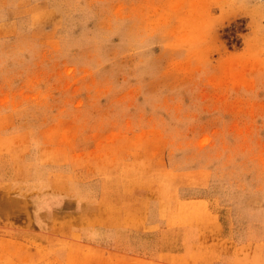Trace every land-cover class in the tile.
<instances>
[{
  "label": "rangeland",
  "instance_id": "1",
  "mask_svg": "<svg viewBox=\"0 0 264 264\" xmlns=\"http://www.w3.org/2000/svg\"><path fill=\"white\" fill-rule=\"evenodd\" d=\"M154 160L206 169L225 234L264 238V0H0V217Z\"/></svg>",
  "mask_w": 264,
  "mask_h": 264
},
{
  "label": "crops",
  "instance_id": "2",
  "mask_svg": "<svg viewBox=\"0 0 264 264\" xmlns=\"http://www.w3.org/2000/svg\"><path fill=\"white\" fill-rule=\"evenodd\" d=\"M152 162L131 179L99 161L97 184L81 182L72 195L52 180L48 197L21 193L2 207L10 212L0 217V264H264V238L225 234L206 169ZM63 190L74 201L53 202ZM4 193L20 199L17 187Z\"/></svg>",
  "mask_w": 264,
  "mask_h": 264
},
{
  "label": "bare ground",
  "instance_id": "3",
  "mask_svg": "<svg viewBox=\"0 0 264 264\" xmlns=\"http://www.w3.org/2000/svg\"><path fill=\"white\" fill-rule=\"evenodd\" d=\"M78 218V217H77ZM94 219V218H93ZM71 228H72V226H71ZM80 229V228H79ZM106 260V259H105Z\"/></svg>",
  "mask_w": 264,
  "mask_h": 264
}]
</instances>
